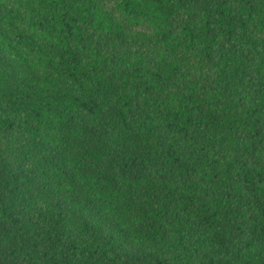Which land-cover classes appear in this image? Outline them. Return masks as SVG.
<instances>
[{"label": "trees", "instance_id": "obj_1", "mask_svg": "<svg viewBox=\"0 0 264 264\" xmlns=\"http://www.w3.org/2000/svg\"><path fill=\"white\" fill-rule=\"evenodd\" d=\"M114 2L0 0V264H264V0Z\"/></svg>", "mask_w": 264, "mask_h": 264}, {"label": "rangeland", "instance_id": "obj_2", "mask_svg": "<svg viewBox=\"0 0 264 264\" xmlns=\"http://www.w3.org/2000/svg\"><path fill=\"white\" fill-rule=\"evenodd\" d=\"M106 4H107L108 10H110L117 17H119L124 22V24L128 27L129 30L136 31V32H138V31L148 32L149 31V28L146 26L135 27V26L129 25V23L116 11L114 0H106ZM160 51H161L160 49H153L152 50V52H154V53H159ZM192 65H194L193 61H192ZM190 75H191L192 80H195L197 78V75H195L194 72H191ZM4 143L8 149L9 155H13L14 156L13 158H18L20 153H19V151H17V146L15 145L14 140H12V139L7 140Z\"/></svg>", "mask_w": 264, "mask_h": 264}]
</instances>
